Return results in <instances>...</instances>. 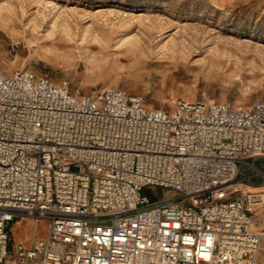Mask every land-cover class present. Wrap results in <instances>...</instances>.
<instances>
[{
    "label": "built area",
    "instance_id": "obj_1",
    "mask_svg": "<svg viewBox=\"0 0 264 264\" xmlns=\"http://www.w3.org/2000/svg\"><path fill=\"white\" fill-rule=\"evenodd\" d=\"M263 212L262 98L166 111L0 68V264H258ZM24 220L47 233L11 244Z\"/></svg>",
    "mask_w": 264,
    "mask_h": 264
},
{
    "label": "rangeland",
    "instance_id": "obj_2",
    "mask_svg": "<svg viewBox=\"0 0 264 264\" xmlns=\"http://www.w3.org/2000/svg\"><path fill=\"white\" fill-rule=\"evenodd\" d=\"M0 68L81 94L124 89L166 111L177 99L264 100V0H0ZM47 228L9 222L11 244Z\"/></svg>",
    "mask_w": 264,
    "mask_h": 264
},
{
    "label": "crops",
    "instance_id": "obj_3",
    "mask_svg": "<svg viewBox=\"0 0 264 264\" xmlns=\"http://www.w3.org/2000/svg\"><path fill=\"white\" fill-rule=\"evenodd\" d=\"M24 222H27V223H33V222L30 221V220H24V221H20L19 223H17V225H20V224H22V223H24ZM33 237H36V236H35V235H34V236H30V235H28V236H26V237H24V238L16 239L15 241H20V242H23V243H25V244H30V243H31V240H32Z\"/></svg>",
    "mask_w": 264,
    "mask_h": 264
},
{
    "label": "snow or ice",
    "instance_id": "obj_4",
    "mask_svg": "<svg viewBox=\"0 0 264 264\" xmlns=\"http://www.w3.org/2000/svg\"><path fill=\"white\" fill-rule=\"evenodd\" d=\"M61 2H62V0H61Z\"/></svg>",
    "mask_w": 264,
    "mask_h": 264
}]
</instances>
